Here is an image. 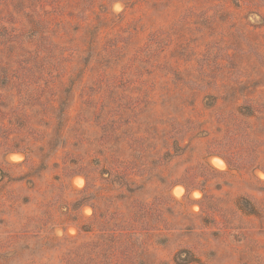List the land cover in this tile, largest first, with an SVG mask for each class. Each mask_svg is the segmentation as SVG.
Instances as JSON below:
<instances>
[{
  "label": "rangeland",
  "instance_id": "rangeland-1",
  "mask_svg": "<svg viewBox=\"0 0 264 264\" xmlns=\"http://www.w3.org/2000/svg\"><path fill=\"white\" fill-rule=\"evenodd\" d=\"M0 264H264V0H0Z\"/></svg>",
  "mask_w": 264,
  "mask_h": 264
}]
</instances>
